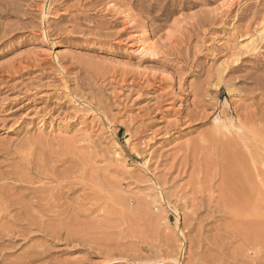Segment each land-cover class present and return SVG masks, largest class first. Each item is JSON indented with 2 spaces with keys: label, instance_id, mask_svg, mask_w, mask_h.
I'll return each instance as SVG.
<instances>
[{
  "label": "rangeland",
  "instance_id": "374dc122",
  "mask_svg": "<svg viewBox=\"0 0 264 264\" xmlns=\"http://www.w3.org/2000/svg\"><path fill=\"white\" fill-rule=\"evenodd\" d=\"M262 34L264 0H0V195L72 186L0 203V264H264Z\"/></svg>",
  "mask_w": 264,
  "mask_h": 264
},
{
  "label": "bare ground",
  "instance_id": "6f19581e",
  "mask_svg": "<svg viewBox=\"0 0 264 264\" xmlns=\"http://www.w3.org/2000/svg\"><path fill=\"white\" fill-rule=\"evenodd\" d=\"M253 20V19H252ZM250 25V24H249ZM260 35V34H259ZM263 35L264 34H262V37H263ZM259 38H261V37H259ZM254 42V44H255V41H253ZM253 45V44H252ZM252 45H250V49H252ZM258 45V44H257ZM257 45H255L256 47H257ZM254 47V46H253ZM256 47H254V48H256ZM149 48V47H148ZM249 48V47H248ZM256 49H254V51H255ZM251 51V50H250ZM249 51V52H250ZM234 61V60H233ZM238 61V60H237ZM236 60H235V62H237ZM232 64V63H231ZM234 64V63H233ZM226 65H227V63H226ZM230 65V64H229ZM228 65V66H229ZM228 66H226L227 68H228ZM228 69H230V68H228ZM227 71V70H226ZM223 72V71H222ZM66 73V72H65ZM65 76V75H64ZM220 77H221V75H220ZM219 77V78H220ZM64 78V77H63ZM64 80H66L65 82H70V78H69V75L68 74H66V76H65V79ZM218 82H220L219 80H218ZM66 84H68V83H66ZM217 85H219L218 83H217ZM216 87V86H215ZM66 88H67V85H66ZM70 90V89H69ZM209 90V89H208ZM71 91H74V90H72L71 89ZM75 92V91H74ZM75 96V95H74ZM202 99V98H201ZM91 105V104H90ZM223 111V110H222ZM221 111V112H222ZM241 115V114H240ZM226 117V116H225ZM225 135H226V133H225ZM225 139V138H224ZM231 141V140H230ZM230 145V144H229ZM245 148V147H244ZM225 150V149H224ZM237 153V152H236ZM30 155V154H29ZM253 156V155H252ZM58 159H59V157H58ZM233 161V160H232ZM58 162V161H57ZM63 163V162H62ZM28 164V163H27ZM243 168V167H242ZM47 170V169H46ZM55 170V169H54ZM74 172V171H73ZM48 173V172H47ZM45 174V173H44ZM47 176V175H46ZM55 178V177H54ZM78 178V177H77ZM48 179V178H47ZM76 179V178H75ZM20 181H24V182H28V183H33V181L32 180H20ZM50 181V180H49ZM59 181V180H58ZM60 181H64V180H60ZM59 181V182H60ZM66 181V180H65ZM70 181V180H69ZM73 181V180H72ZM23 182V183H24ZM39 182V181H38ZM42 182H45L46 183V181H42ZM41 182H39V184H40ZM65 182H63V184H64ZM71 183H73V182H71ZM30 184V185H31ZM36 184V183H35ZM44 184V183H43ZM62 183H60L57 187H54L53 185V187H47V186H44V185H40V187H35V185L32 187V186H28V185H26V187H24V189L26 188L28 191H30L31 190V193L32 194H34V198L35 199H33V198H31L29 201H27V199L28 198H30V197H27L26 195L27 194H29V192L26 194H23L22 192H20L19 194H20V197H18L17 195H15V197L17 196L18 198L17 199H13L12 197H9V196H11V195H9V193H8V199L7 198H4L2 195H0V196H2L1 197V201H0V203H2L3 204V206L5 207L4 208V210L5 211H9V209H12V208H14L16 205H20L21 204V206H20V209H24V206H28L29 208H33L32 206H36L37 207V209L39 208V210H50V212H52L51 210L52 209H55V208H59V207H61L62 208V205L63 204H65V203H63L62 202V199L63 198H67L68 197V193H69V191L70 190H72V186L71 185H69V186H67V183L65 184V185H63ZM49 186V185H48ZM71 186V187H70ZM3 187V186H2ZM15 187H17V186H15ZM68 187V190L67 191H65L66 189L65 188H67ZM13 188H14V186H13ZM1 189H3V188H1ZM10 190V189H9ZM2 192V191H1ZM9 192V191H8ZM2 194V193H1ZM12 194V193H11ZM12 196H13V194H12ZM26 197H27V199H26ZM13 199V200H12ZM5 200V201H4ZM16 200V201H15ZM64 200V199H63ZM4 201V202H3ZM263 201H264V199H263ZM91 202V201H90ZM260 204L261 205H263V202H262V200H260ZM64 207V206H63ZM66 207H67V205H66ZM65 207V208H66ZM3 208V207H2ZM26 209V208H25ZM24 209V210H25ZM36 209V208H35ZM34 209V210H35ZM37 209H36V211H37ZM63 209V211H64V208H62ZM61 209V210H62ZM4 210H2L3 212H4ZM29 210H31V209H29ZM38 210V211H39ZM59 210V209H58ZM58 210H55V211H58ZM11 211V210H10ZM9 211V212H10ZM27 213H28V208H27ZM37 211V212H38ZM48 211H46V212H48ZM63 211H58V213L59 212H63ZM8 212V213H9ZM33 212V211H32ZM35 212V211H34ZM36 212V213H37ZM50 212H48V214L50 213ZM67 212V209H66V211H65V213ZM69 212H70V210H69ZM21 213V212H20ZM57 213V212H56ZM64 212H63V214H65ZM35 214V213H34ZM40 214V213H39ZM51 214H53V213H51ZM5 215V214H4ZM8 215V214H7ZM29 215V214H28ZM30 215L32 216V214L30 213ZM29 215V216H30ZM36 215V214H35ZM35 215H34V217H35ZM50 215V214H49ZM1 216H3L2 214H1ZM9 216V215H8ZM42 216V215H41ZM48 216V215H47ZM61 216H62V214H61ZM37 217H40V216H37ZM49 217V216H48ZM51 217H52V215H51ZM57 217V216H56ZM75 217V216H74ZM32 218V217H31ZM36 218V217H35ZM44 219V218H43ZM39 220V219H38ZM31 222V221H30ZM37 223V222H36ZM99 223V222H98ZM39 225V224H38ZM89 226V225H88ZM96 226V225H95ZM104 227V226H103ZM61 231V230H60ZM84 233V232H83ZM82 234V233H81ZM73 235V233H71L70 231H68L67 232V237H71ZM127 235V234H126ZM77 236H78V234H77ZM184 236H186V235H184ZM75 237V236H74ZM78 237H80L79 239H81L82 238V235L81 236H78ZM94 237V236H93ZM187 237V236H186ZM83 238H85L84 236H83ZM95 238V237H94ZM97 238V237H96ZM111 238V237H110ZM185 238V237H184ZM83 240V239H82ZM185 240L187 241V238H185ZM90 244V243H89ZM185 244V243H184ZM102 245H104L105 247H108V248H111V247H113V246H118V245H120V244H115V243H112V242H109V241H107V242H104V243H102ZM191 251V250H190ZM173 252V251H172ZM114 253V252H113ZM167 254H170L169 252L167 253ZM176 256V255H175ZM260 256V255H259Z\"/></svg>",
  "mask_w": 264,
  "mask_h": 264
}]
</instances>
